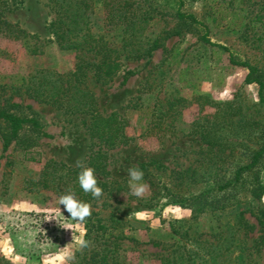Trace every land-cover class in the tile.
<instances>
[{
	"label": "rangeland",
	"instance_id": "1",
	"mask_svg": "<svg viewBox=\"0 0 264 264\" xmlns=\"http://www.w3.org/2000/svg\"><path fill=\"white\" fill-rule=\"evenodd\" d=\"M127 1L95 0L91 16L93 30L118 46L125 23L115 15ZM130 1L136 3L133 9L140 2L144 10L153 11L141 35L143 40L157 36L161 45L143 58L121 52L120 70L108 81L89 74L88 84L100 110L128 119L131 141L107 149L92 136L88 114L66 111L13 89L35 69L68 72L80 57L91 62L101 57L90 49H61L49 40L48 23L59 9L52 0H0V17L13 24V32L0 29V85L5 86L0 87V101L15 111L38 116L43 125V133L24 130L19 138L10 139L8 128L0 123V264H165L173 258L180 264H199L189 259L190 249L197 244L184 230L192 224L207 232L202 239L217 243L208 234L210 228L218 221L232 223L242 209L257 228L238 236L234 257L237 264H264V242L259 251L251 248L262 233L258 216L264 195L259 198L248 191L234 209L202 215L197 221L189 207L166 198L157 203L149 200L152 193L145 180L146 193L132 195L129 168L155 158L164 161L167 172L195 166L201 149L208 147L202 136L205 127L211 135L222 133L225 140L241 134L249 139V131L257 134L264 125V103L260 102L259 84L246 83V67L231 63L223 48L202 42L199 25L178 18L176 0ZM185 9L208 25L213 42L257 65L264 79V0H186ZM200 95L216 104L198 99ZM172 97L186 100L159 120L153 131L151 109H167ZM245 121L262 124L251 126ZM249 143L257 146L255 141ZM101 148L107 150V167L95 175L109 188L101 197L86 201L91 216L77 224L60 205L62 223L73 231L46 220L59 210V197L69 191L65 179L60 180L64 170L58 167L80 168L77 159L90 167L91 155ZM50 160L57 163V169L50 174L53 186L49 187L42 171ZM258 171L264 181V158Z\"/></svg>",
	"mask_w": 264,
	"mask_h": 264
},
{
	"label": "trees",
	"instance_id": "2",
	"mask_svg": "<svg viewBox=\"0 0 264 264\" xmlns=\"http://www.w3.org/2000/svg\"><path fill=\"white\" fill-rule=\"evenodd\" d=\"M52 1L55 2L54 7L59 9H57L56 16L48 23L52 33L49 40L61 49L73 51L90 49L95 51L101 59L99 62H91L80 57L68 72L50 68L35 69L13 89L23 90L28 97L36 101L47 102L66 111L88 114L91 134L102 147L113 149L128 144L131 141L126 131L128 119L117 112L103 113L99 108L94 91L88 84V79L92 72L102 82L112 79L120 70L121 62L118 58L121 52H125L127 57L143 58L160 47L159 37H146L148 40H143L141 35L145 30L148 15L153 11L149 8L144 10L140 2H137V8L133 9L131 6L136 3L130 0L123 7L117 8L115 16L120 23H125L118 35H121V45L118 46L101 31L93 30L91 16L95 0ZM176 1L178 18L184 20L183 22L190 21L191 24L202 28L200 35L202 42L223 48L229 52L231 63L248 69L245 81L249 84H259L260 102L264 103V79L260 76V68L249 61L238 59L230 48L213 42L209 36L208 25L194 13L185 9L186 0ZM12 27L11 22L0 17V29L13 32ZM32 36L36 37V35ZM0 87L5 86L0 85ZM198 99H203L210 105L216 104L206 95H200ZM185 100L184 97H172L167 100V109H161L159 112L155 108L151 109L153 110L151 114L155 116L151 129L153 131L157 129L159 120L168 116L171 110H175V107ZM13 106L19 105L14 104ZM231 107L232 105H229L228 109ZM218 115L217 112L215 117L219 118ZM248 122L251 126L260 127L262 124L259 121H247L246 123ZM0 123L8 128L10 139L19 138L24 130L43 133V125L38 116L22 113L20 110L15 111L2 104V101H0ZM212 125L216 126L215 122ZM249 134L251 135L249 139L241 134L225 140L222 133L216 131L211 135L209 127H205V133L202 136L208 147L201 149L197 165L167 172L168 168L162 159L155 158L139 163L137 168L143 171V180L149 184L151 189L152 195L149 200L157 203L166 198L167 202L189 207L193 210V219L197 221L202 215H217L227 209H234L242 203L248 191L261 198L264 195V181L260 177L258 167L264 158V125L260 127L257 134H253L252 130ZM252 136L254 139H251ZM250 141H255L257 146L250 145ZM107 159V150L101 148L91 155L89 166L96 173L104 172ZM58 168L64 170L60 180L65 179L67 189L73 192L75 197L83 202L95 199L91 193H85L79 185L78 175L82 169H65V166ZM54 169H57V163L51 160L44 166L42 172L46 176L45 186H53L50 182V174L52 175ZM158 172L163 174L162 177ZM95 176L103 192L107 190L109 188L107 182ZM244 211L240 210L232 223L218 221L210 228L211 231L208 234L216 237L217 243L209 238L202 239L201 236L207 232L200 231L197 226L191 224L186 228L184 234L190 237L193 244H197L190 249L189 259L193 262L198 261L199 264H237L234 253L237 250L238 236L241 233L248 235L257 228L245 218ZM258 221L262 233L254 239L251 248L255 251H259L260 245L264 242V203L260 207ZM116 246L119 245L116 243ZM165 264L180 263L178 259L173 258L167 259Z\"/></svg>",
	"mask_w": 264,
	"mask_h": 264
},
{
	"label": "clouds",
	"instance_id": "3",
	"mask_svg": "<svg viewBox=\"0 0 264 264\" xmlns=\"http://www.w3.org/2000/svg\"><path fill=\"white\" fill-rule=\"evenodd\" d=\"M76 165L82 169L78 175V182L80 187L85 193H91L94 198H99L103 195V189L98 186L97 177L95 176V170L91 167H85L81 159L76 160ZM129 177V188L132 195L142 197L148 190V185L143 183L144 173L136 167H131L127 171ZM60 205H63L64 211H66L72 220L77 224H82L88 217L91 216V205L86 202H82L75 197V194L71 191L65 192L64 195L59 197V210L51 212L46 220H55L64 229L73 231V227L62 223L61 217L64 216L60 209ZM82 246H86V242L81 239Z\"/></svg>",
	"mask_w": 264,
	"mask_h": 264
}]
</instances>
